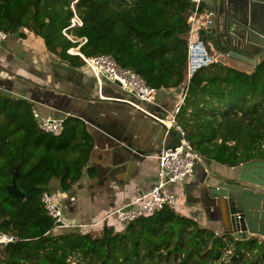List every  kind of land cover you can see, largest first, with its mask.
I'll list each match as a JSON object with an SVG mask.
<instances>
[{
    "label": "trees",
    "instance_id": "16d2710c",
    "mask_svg": "<svg viewBox=\"0 0 264 264\" xmlns=\"http://www.w3.org/2000/svg\"><path fill=\"white\" fill-rule=\"evenodd\" d=\"M71 0H0V31L40 38L48 53L72 68L84 57L109 55L156 90L186 87L176 116L200 158L226 167L264 161V58L251 74L212 62L186 82L187 15L192 0H77L81 27L62 34L73 15ZM204 12L203 4L199 14ZM86 42L79 45V39ZM187 83V84H186ZM32 104L0 91V264H263L264 242L217 236L197 221L165 206L120 230L57 228L41 202L51 180L66 192L79 179L93 146L87 125L63 120L59 136L39 130ZM15 183L24 199L13 198ZM232 252L228 255L227 251Z\"/></svg>",
    "mask_w": 264,
    "mask_h": 264
},
{
    "label": "crops",
    "instance_id": "0c3cea01",
    "mask_svg": "<svg viewBox=\"0 0 264 264\" xmlns=\"http://www.w3.org/2000/svg\"><path fill=\"white\" fill-rule=\"evenodd\" d=\"M0 91L30 102L43 117H73L87 125L93 146L79 179L66 192L59 190L56 179L50 182L49 193L62 220L74 228L151 190L160 150L177 142L175 129L166 136L155 117L169 121L183 87L157 90L152 103L142 104L149 113L144 114L128 104L129 95L118 85L105 79L99 83L84 65L72 68L61 62L30 32L23 39L6 37L0 44ZM174 189L177 213L205 228L216 219L199 164L194 177Z\"/></svg>",
    "mask_w": 264,
    "mask_h": 264
},
{
    "label": "water",
    "instance_id": "95a60500",
    "mask_svg": "<svg viewBox=\"0 0 264 264\" xmlns=\"http://www.w3.org/2000/svg\"><path fill=\"white\" fill-rule=\"evenodd\" d=\"M203 7L205 19L195 45L202 65L210 59L204 48L207 43L218 63L251 74L264 58V0H204ZM199 166L206 196L217 214L207 229L237 241L264 242V161L226 167L201 158ZM18 177L16 168L5 189L9 196L23 200L15 183Z\"/></svg>",
    "mask_w": 264,
    "mask_h": 264
},
{
    "label": "built area",
    "instance_id": "2783aa9c",
    "mask_svg": "<svg viewBox=\"0 0 264 264\" xmlns=\"http://www.w3.org/2000/svg\"><path fill=\"white\" fill-rule=\"evenodd\" d=\"M131 2V0H128ZM204 0H192L193 10L187 15V23L189 30L186 36L187 41V67H186V82L191 77L192 73L199 67L206 66L212 62H218L216 56L209 59L206 64L202 65L201 57L195 53V45L197 44V31L204 23V14H202V22L196 27L197 17L199 15V8ZM77 0H71L70 9L73 13L69 25L62 29V34L71 42H75L69 31L75 27H81L82 21L75 12V4ZM6 35L0 31V44L6 39ZM81 46L86 42L85 38L79 39ZM78 47L71 48L67 53L79 56L84 67L89 73L100 83L105 79L113 84L119 86L126 92L130 99L126 100L132 107L149 115V113L141 106L149 104L154 101L157 90L147 85L140 76L131 69L120 68L116 65L114 60L109 55H97L94 57H84L78 52ZM206 52V51H205ZM206 56L207 53H206ZM263 60L260 58L259 63ZM187 84V83H186ZM186 95V87L182 92L179 104L175 107L173 114L169 119V125L165 121L155 117L160 123L166 127L165 134L170 128H174L179 135L177 142L172 146L164 147L158 154V169L156 173V183L151 190L136 195L122 204L120 207L115 208L105 214L96 221L87 225H79V228L85 232L93 231L99 232L103 224L109 225L111 222L119 224L120 227L125 226L129 222L136 220L139 217H147L154 212L161 210L163 207L168 206L175 208L178 203V193L174 187L180 186L185 181L194 177L195 167L200 163L201 158L194 152L192 145L186 140L183 129L176 123V116L179 112L180 106L183 104ZM143 104V105H142ZM32 116L40 131L52 136H59L63 129L64 119H51L43 117L38 112L32 109ZM41 202L44 206L46 214L51 217L55 223H58L57 228H74L70 224H65L62 220V214L55 199L50 193H43ZM14 241L12 236L0 235V244H7ZM71 264H74L72 262Z\"/></svg>",
    "mask_w": 264,
    "mask_h": 264
},
{
    "label": "rangeland",
    "instance_id": "374dc122",
    "mask_svg": "<svg viewBox=\"0 0 264 264\" xmlns=\"http://www.w3.org/2000/svg\"><path fill=\"white\" fill-rule=\"evenodd\" d=\"M204 13V12H203ZM203 13H201V14H199L198 15V17H197V21H196V24H197V28H198V26L200 25V23L202 22V19H203V17H202V14ZM24 32L25 33H27L28 31H26V30H24ZM11 38H13V37H11ZM15 39V38H14ZM20 41V40H19ZM204 48H205V51H206V53H207V55H208V57H210V58H212L213 56H214V54L209 50V47H208V45H207V43H204ZM196 168V167H195ZM108 226H112L111 224H109ZM115 226V225H114ZM116 229L117 230H120L121 228H120V226H119V224H117L116 223ZM242 243H243V241H241ZM232 252V250L231 251H227V252H225V254L226 255H228V254H230ZM263 264H264V262H263Z\"/></svg>",
    "mask_w": 264,
    "mask_h": 264
},
{
    "label": "bare ground",
    "instance_id": "6f19581e",
    "mask_svg": "<svg viewBox=\"0 0 264 264\" xmlns=\"http://www.w3.org/2000/svg\"><path fill=\"white\" fill-rule=\"evenodd\" d=\"M166 125H169V122H166Z\"/></svg>",
    "mask_w": 264,
    "mask_h": 264
}]
</instances>
